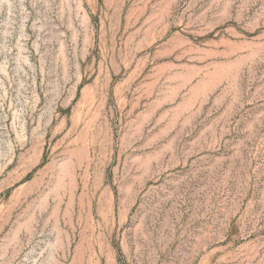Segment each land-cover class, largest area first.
<instances>
[{
    "label": "rangeland",
    "instance_id": "1",
    "mask_svg": "<svg viewBox=\"0 0 264 264\" xmlns=\"http://www.w3.org/2000/svg\"><path fill=\"white\" fill-rule=\"evenodd\" d=\"M0 264H264V0H0Z\"/></svg>",
    "mask_w": 264,
    "mask_h": 264
}]
</instances>
